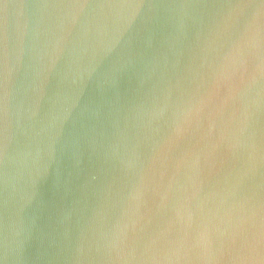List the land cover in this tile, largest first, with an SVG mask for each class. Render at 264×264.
<instances>
[{"label":"water","instance_id":"obj_1","mask_svg":"<svg viewBox=\"0 0 264 264\" xmlns=\"http://www.w3.org/2000/svg\"><path fill=\"white\" fill-rule=\"evenodd\" d=\"M0 264H264V0H0Z\"/></svg>","mask_w":264,"mask_h":264}]
</instances>
